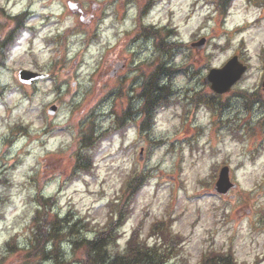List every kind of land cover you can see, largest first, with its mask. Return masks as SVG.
<instances>
[{
    "label": "rangeland",
    "instance_id": "374dc122",
    "mask_svg": "<svg viewBox=\"0 0 264 264\" xmlns=\"http://www.w3.org/2000/svg\"><path fill=\"white\" fill-rule=\"evenodd\" d=\"M69 1L78 3L81 16L68 10ZM153 1L147 19L135 3L108 2L111 18L131 14L121 28L135 39L128 46L126 37L117 39L104 30L106 0H0L7 14L1 13L5 20L0 36L13 26L9 16L30 14L23 45L0 69V264L26 263L38 194L54 201L49 216L87 217L91 224L102 225L110 212L107 203L134 165L149 172L151 180L138 202L128 205L131 216L122 225L121 247L115 249L126 250L125 242L141 218L140 239L159 242L158 236L145 235L151 223L168 214L173 219L170 230L179 240L167 264H196L204 252L228 249L239 263L252 264L258 258L264 264V99H259L264 97V0H235L225 19L210 0ZM140 19L160 39L182 47L159 52L155 37L138 40ZM202 37L207 40L203 49L189 47ZM233 55L249 66L248 72L230 93L216 98L202 78ZM156 66L177 71L161 75V84H170L173 95L152 127L139 135L136 117L123 136L97 142L93 176L61 184L83 133L92 125L97 134L109 130L117 113L130 107L136 111L142 75ZM21 69L48 78L24 87L17 80ZM195 92L213 97V109L194 108ZM51 104L58 107L54 116L47 114ZM223 165L237 186L218 196L213 184ZM87 231L89 227L83 233ZM12 239L20 251L4 254L5 243ZM60 258L64 264H78L66 241ZM28 264L56 263L52 256L35 257Z\"/></svg>",
    "mask_w": 264,
    "mask_h": 264
},
{
    "label": "trees",
    "instance_id": "16d2710c",
    "mask_svg": "<svg viewBox=\"0 0 264 264\" xmlns=\"http://www.w3.org/2000/svg\"><path fill=\"white\" fill-rule=\"evenodd\" d=\"M232 0H221V10L223 15L226 13L227 8ZM4 15L0 16V26L4 24ZM173 46V45H172ZM8 53V35L0 37V66L5 62V57ZM168 86H160L157 77L153 82L150 93L147 94V101L142 107V112L145 115L155 112L158 107L163 104H167V98L169 94ZM197 102V100H195ZM96 137L90 130L89 133L82 137L83 147L91 145ZM89 166L88 156L80 152L76 156V169L80 171H87ZM149 177L145 172L132 171L122 186L120 196H118L111 204V211L108 214L109 221L106 223L104 228H95V233L91 238H88V233H83L89 223L78 221H66L60 219L56 215L49 216V210L51 204L48 205V199H38V207L36 209L34 217L32 218V232L31 239L28 244V250L25 253L28 264L29 260L35 257H52L54 256L56 264H63L59 258V243L63 237L69 236V245L73 252H79L81 257L78 261L80 264H137L138 260H147L146 264L155 263L151 258L152 254L141 252L150 249H164V250H175V242L179 240L178 236L173 235L170 230L169 222H172L170 216L167 219H161L154 222L150 230L148 231V237L158 236V241L154 243L155 246L147 244L146 240H141L139 233L142 222L138 225V228L134 230L129 237V240L125 244V251L116 252L113 247L117 246L118 243V228L123 221L128 217L130 210L129 204H134L138 199L140 192L143 187L146 186ZM49 206V210H47ZM88 232V231H87ZM51 246L50 253L46 252L47 246ZM20 251L19 247L14 244V239L8 240L4 245V254H14ZM115 251V252H112ZM163 256V253H161ZM52 255V256H51ZM155 256L161 257L160 253ZM210 264H233L232 255L221 253L219 255H212ZM156 257V258H158Z\"/></svg>",
    "mask_w": 264,
    "mask_h": 264
},
{
    "label": "water",
    "instance_id": "95a60500",
    "mask_svg": "<svg viewBox=\"0 0 264 264\" xmlns=\"http://www.w3.org/2000/svg\"><path fill=\"white\" fill-rule=\"evenodd\" d=\"M204 40L200 43L194 44V47L201 48ZM246 67L240 64L237 57H233L221 69H211L208 75L204 78V83H210V89L217 93H224L242 78ZM21 81L28 82V80L36 79L39 76L30 72L22 71L19 74ZM27 80V81H26ZM264 86V84H263ZM233 185L229 181V170L227 167L221 169L218 180L215 184V191L220 194H225Z\"/></svg>",
    "mask_w": 264,
    "mask_h": 264
}]
</instances>
